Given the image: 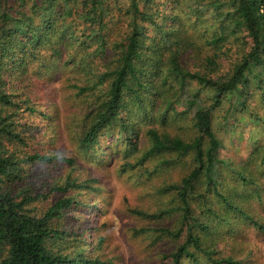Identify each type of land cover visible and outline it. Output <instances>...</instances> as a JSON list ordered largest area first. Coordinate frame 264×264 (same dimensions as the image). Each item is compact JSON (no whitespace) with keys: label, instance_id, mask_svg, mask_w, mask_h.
Listing matches in <instances>:
<instances>
[{"label":"rangeland","instance_id":"1","mask_svg":"<svg viewBox=\"0 0 264 264\" xmlns=\"http://www.w3.org/2000/svg\"><path fill=\"white\" fill-rule=\"evenodd\" d=\"M182 1L184 5H178L181 23L170 14L162 19L157 13L160 22L172 30L165 38L148 24L151 39L177 41L179 45L174 48H178L179 60L188 69L227 77L249 49L248 39L242 33L223 44L211 42L214 34H220V20L227 21V32L233 26L231 16L228 19L229 5L217 11L204 5L208 1L190 0L199 8L193 13L187 8L188 0ZM167 2L171 4L172 0ZM128 3L110 1L111 7L118 4L123 9L129 7ZM75 4L79 7L81 0ZM122 15L128 19L124 11ZM122 31H126L125 24H117L107 44L108 56H97L95 66L99 73L118 66L121 38L125 34ZM165 41L153 44L162 51ZM147 56L146 69L152 72V52L148 51ZM256 70L263 83L259 85L250 74L249 92L241 97L244 106L234 108L231 105L236 97H226L213 114L223 161L217 165L213 183L216 187L202 177L190 194L189 223L183 221L179 187L196 166L194 153L150 154L149 131L156 129L161 135L192 140L198 135L195 111L186 102L199 91L200 100L210 105L215 90L201 88L195 81L181 89L179 81L163 82L162 70L151 78L150 86L154 89L145 94L143 107L126 99L128 103L120 118L129 122L131 130L126 131L118 118L89 147L82 145L81 139L95 117V106L106 97L112 76L98 85L95 73L87 75L90 68L70 64L66 67L54 57L31 68L24 80H17L15 73L7 74V89L16 87L20 94L29 89L32 93L31 102L23 104L15 117L28 148L17 146L31 154L58 158L21 164L19 176L10 177L5 189L14 194L28 190L35 196L33 211L39 215L61 198L75 199L77 205L51 223L53 229L65 236L47 241V249L53 254L102 264H161L193 233L199 236L203 249L191 246L195 258L184 256L180 264H213L208 252L212 258L231 261L224 264H264V59ZM81 87L86 90L81 92ZM1 106L5 105L0 103ZM29 107H34V111H29ZM65 159L73 162L69 164ZM68 181L71 185L66 191L51 190Z\"/></svg>","mask_w":264,"mask_h":264},{"label":"trees","instance_id":"2","mask_svg":"<svg viewBox=\"0 0 264 264\" xmlns=\"http://www.w3.org/2000/svg\"><path fill=\"white\" fill-rule=\"evenodd\" d=\"M110 1L81 0V5L77 7L76 0H0V103L5 105L0 107L1 264H102L100 261L53 254L47 249L46 243L49 239L65 237L63 232L53 229L51 223L60 219L66 210L77 205L75 199L61 198L44 214L39 215L33 211L35 196L29 194L28 190L14 194L5 189V183L10 177L19 176L21 164L51 162L58 158L55 155L31 154L17 146L28 148L15 117L17 110L24 107L23 104L31 102L32 93L29 89L24 94H20L16 87L7 89V74L15 73L16 77H19L17 80L26 79L25 75L31 68L54 57L59 59L60 65L64 64L66 67L70 64L72 67L90 68L91 72L87 75L95 73L98 85L112 76L106 97L95 106V117L81 139L82 145L87 147L92 146L99 133L118 118L126 131L131 130L129 122L120 118V113L128 101L136 106H144L145 94L149 95L154 89L150 83L151 78L157 76L156 71L159 73L162 70L163 82L169 79L179 81L177 83L181 89H185L189 81L197 82L201 88H214V99L210 105L200 100L199 91H195L186 102L188 108L195 111L194 126L198 135L192 140L161 135L156 129L149 131L152 141L150 154L162 151H174L183 155L194 153L196 166L182 180L179 187L184 223H189L192 217L189 196L199 180L204 177L209 184L216 187L213 183L217 165L223 160L219 156L221 141L212 122L215 110L222 105L226 97H236V102L231 105L234 108L244 106L245 101L241 97L249 92L250 74L258 79L259 85L263 83L256 66L264 59V0L198 2L208 1L204 5L217 11L225 5L230 7L228 19L231 16V30L227 32V21L220 20V34H214L211 42L223 44L232 36L239 38L241 33L243 38L248 39V51L227 77H214L200 70H190L179 60L178 48H174V45H179L177 41L151 39L149 26L158 36L163 35L165 38L169 30H172L166 28L160 18L165 19L170 14L173 20L181 23L178 5H184L182 0H172L171 4H168L167 0H128L127 9L118 4L111 7ZM196 5L197 3L188 0L187 8L195 13L199 10ZM122 11L128 19L123 18ZM157 13L160 18L156 16ZM120 23L122 26L125 24L126 31H122V34H125L121 38L118 66L113 71L99 73L95 60L100 55L102 58L108 56L107 44ZM158 41H165L162 51L157 48L156 43L153 44ZM148 51L152 52V72L146 69ZM163 69H166V72ZM19 86L21 90L24 89L22 83ZM80 89L81 92L86 90L84 87ZM100 99L101 97L98 100ZM6 106L9 109L5 108ZM13 109L15 112L8 113ZM34 109L28 108L29 111ZM65 161L69 164L73 162L68 159ZM70 185L71 182L68 181L66 185L52 187L51 190L63 192ZM218 194L226 200L223 194ZM201 245L199 236L189 233L187 241L167 256L168 261L161 264H180L184 256L195 258L191 246L203 249ZM208 255L213 264L231 262L212 258L211 252H208Z\"/></svg>","mask_w":264,"mask_h":264}]
</instances>
